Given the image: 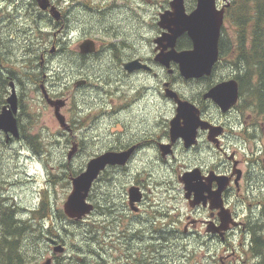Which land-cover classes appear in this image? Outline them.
Masks as SVG:
<instances>
[{"label":"flooded vegetation","instance_id":"1","mask_svg":"<svg viewBox=\"0 0 264 264\" xmlns=\"http://www.w3.org/2000/svg\"><path fill=\"white\" fill-rule=\"evenodd\" d=\"M184 1L187 12L198 5V0ZM214 1L217 10H225L226 18L232 0ZM102 3L97 6L102 7ZM19 5L34 6L37 19L31 18L26 9L17 18ZM169 5L168 2L159 14L169 9ZM61 7L57 22L61 28H67L69 10ZM50 16L37 0H0V77L6 78L3 93L0 87V112L9 106L13 83L20 130L19 137L0 130V137L5 136V144L26 140L20 128L23 124L20 114L25 107L20 86L25 81L49 106L46 93L50 98L64 99L61 112L70 128H62V133L66 146L71 143L64 165L70 168L73 157L84 153L83 140L77 138V132L90 116L79 109L77 95L70 88L77 91L90 81L87 78L74 81L65 75L57 91L48 59L44 57L46 48L42 47L38 54L39 43L34 40L39 33L45 37L41 44H46ZM155 25L156 32L149 41L152 50L146 54H126L124 51L131 46L127 32L124 27L121 32L115 29V37L109 41L112 56L102 62L105 67H99L104 71L96 74L97 84L93 85L96 99L101 101L104 92L108 112H103L114 119L110 126L117 129L109 131L106 148L90 155L127 151L129 156L125 164L108 165L95 179L89 194L94 208L86 215L88 227L83 225L86 216L80 219L67 216L64 204L57 214L51 201L43 196L38 205L20 204L12 192L15 182L11 170L5 178L0 177V264L2 255L5 264L18 263L17 251H8L7 243L17 244V233L9 226L16 227L18 222L27 224L28 264H264V120L240 106L239 81L224 63L220 51L223 27L218 60L211 73L186 79L176 61L171 60L166 66L156 59L161 50L167 52L170 47L164 49L156 42L167 30L158 21ZM19 30L23 38L17 41ZM174 48L192 49L193 41L185 33ZM76 52L71 56L75 64L83 58ZM131 61H138V66L129 71L125 64ZM231 79L238 83L239 97L229 109L223 110L206 94ZM184 83L191 84V89L183 88ZM172 92L190 102L194 106L192 112L202 122L190 144L182 136L171 135V121L178 113ZM180 123L184 124L183 118ZM3 155L0 151V158L4 159ZM139 156L141 160L137 162ZM83 168L80 164L74 170L80 173ZM59 221L80 225L81 235L91 243L83 246L69 242L57 226ZM3 225L7 251H1ZM40 251L42 255L36 259ZM42 258L44 262L40 261Z\"/></svg>","mask_w":264,"mask_h":264},{"label":"rangeland","instance_id":"2","mask_svg":"<svg viewBox=\"0 0 264 264\" xmlns=\"http://www.w3.org/2000/svg\"><path fill=\"white\" fill-rule=\"evenodd\" d=\"M53 1L57 5V0ZM168 2L170 0H64L61 5H57L58 7L63 6L61 9L65 11L69 10V19L66 21L69 27L61 28L60 24L51 25L50 23L46 28L49 34L46 44L44 46L41 44L45 37H41L39 33L34 40L39 43V48L36 47L38 54L41 53L42 47L46 48L44 57L48 59L52 82L56 83L57 91L60 90V83L65 75L70 76V79L74 81L85 78L90 81L88 86L77 91L75 88H70V91L77 95L78 104H76L79 109L85 110V113L90 115L84 126L80 127L77 132V138L83 140L84 153L73 157L70 161V168L65 167L64 163L67 162V152L71 148V143L66 146L63 129L55 117L54 108L41 99V95L36 89L28 88V83L23 81L20 91L25 107L20 116L26 134L40 135L41 150L37 151L27 143V140H14L5 144V136L2 134L0 137V151L4 154V159L0 158V177L5 178V174L12 170L11 179L15 182L12 192L17 196L20 204L38 205L43 196L44 199L51 201L57 214L61 209L63 210V204L73 187L72 177L75 175L71 171L78 168L80 164L84 167L86 161L91 157L90 154L106 148L109 131L117 129L110 126L114 119H111L108 113L103 112V110L107 111L106 95L101 91L102 100L99 101L96 99V88H93V85L97 84L96 74L104 71L99 67H105L106 65L103 63L112 56L109 41L115 37V29L121 32L124 27L127 32L126 37L131 46L124 51L126 54L150 53L152 48L149 41L156 32L155 23L159 20V11L167 7ZM97 3H102L103 6H97ZM233 30L229 23L225 22V31L229 38L232 37ZM21 33L20 30L16 33L18 41L22 39ZM85 38H92L97 42L98 52L81 53L84 55L82 61L75 64L72 62L71 56L77 53V49L79 51L78 45ZM9 64L13 68L15 67L11 60ZM103 77L106 79L105 75ZM23 79L27 78L23 77ZM184 85L183 88L189 90L192 87L191 84L184 83ZM166 104L164 100V107L167 106ZM69 109H72V105ZM248 111L257 115L253 106H249ZM257 117L261 119L260 116ZM140 160L139 156L137 162ZM88 216L84 219L86 221L83 222L84 227H88ZM57 226L60 227L61 233L69 242L81 243L83 246H86V243H88L87 245L91 243L89 238L87 239L84 234L81 235L80 225L59 221ZM74 226L78 227V230H75ZM63 227L72 232L66 233L62 229ZM41 255L40 251L36 259H39ZM40 261L44 262L45 258Z\"/></svg>","mask_w":264,"mask_h":264},{"label":"water","instance_id":"3","mask_svg":"<svg viewBox=\"0 0 264 264\" xmlns=\"http://www.w3.org/2000/svg\"><path fill=\"white\" fill-rule=\"evenodd\" d=\"M39 6L43 10L49 9L51 15L60 20V10L56 5L51 4L50 0H37ZM225 10H217L214 0H198L196 9L192 12H186L184 0H171L170 9L160 13L158 25L166 29L156 42L164 49L170 47L167 52L161 50L156 59L162 64L169 66L171 60L179 65V71L183 77L196 78L204 74H210L213 65L219 56V38L221 26L224 22ZM187 33L193 41V48L189 50L177 51L174 47L177 39ZM163 41L167 42L163 44ZM96 43L94 39H84L79 44V50L83 54L93 53L96 51ZM138 61H131L125 64L129 71L136 68ZM140 65V64H139ZM83 81H79L81 83ZM12 92L8 97L9 106H4L0 112V130H4L7 134L11 133L14 137L20 136V130L17 120L18 103L14 84ZM176 97L178 104V113L171 121L172 137L182 136L186 139V144H190L195 140L196 130L202 122L192 112L194 107L190 102L184 101L177 97L175 92L171 93ZM207 96L211 97L223 110L229 109L236 103L239 96L238 83L235 79L221 82L210 89ZM48 103L54 107L56 118L63 128L69 129L65 116L61 113L64 106V99H53L45 94ZM184 119V124L180 123V119ZM208 126V125H206ZM75 152V147L71 154ZM129 152L106 151L98 156L91 158L86 169L80 174L72 177V191L64 203L65 213L72 218H82L92 212L94 206L88 201V196L93 182L100 172L108 165L125 164L128 160ZM61 248V246H57Z\"/></svg>","mask_w":264,"mask_h":264},{"label":"trees","instance_id":"4","mask_svg":"<svg viewBox=\"0 0 264 264\" xmlns=\"http://www.w3.org/2000/svg\"><path fill=\"white\" fill-rule=\"evenodd\" d=\"M61 0H57L59 5ZM52 2H54L52 0ZM34 7V6H33ZM35 8V7H34ZM227 22L234 29L232 37L224 35L221 40L220 51L223 61L234 72L240 84L242 108L253 106L254 111L264 120V0H232L227 13ZM51 25H57L50 16ZM226 35V36H225ZM84 57V55L81 54ZM6 85V78L0 77L2 93ZM24 110V108H22ZM21 134L37 151L41 150L42 142L39 134H26L24 125L20 124ZM72 173L76 175L74 169ZM68 175V174H67ZM9 226V224H7ZM9 227L17 233V244L7 242L6 229L3 225V240L1 251H17V264L28 262L25 243L27 242V224L18 222ZM8 231V229H7ZM26 251V252H25ZM3 264L5 256L2 255Z\"/></svg>","mask_w":264,"mask_h":264},{"label":"bare ground","instance_id":"5","mask_svg":"<svg viewBox=\"0 0 264 264\" xmlns=\"http://www.w3.org/2000/svg\"><path fill=\"white\" fill-rule=\"evenodd\" d=\"M18 10H19V15H17V18H20L23 14H22V11L23 9H26L29 11V15L32 16L31 18H35L37 19V16H38V11L37 9H35L34 7L31 8L30 6L28 5H19L17 6ZM31 8V9H30ZM23 21V20H22ZM23 38V37H22ZM18 41V40H17ZM55 81V80H54ZM100 87H103L101 84H99ZM104 88V87H103ZM105 89H107V87H105ZM263 255V254H262Z\"/></svg>","mask_w":264,"mask_h":264}]
</instances>
